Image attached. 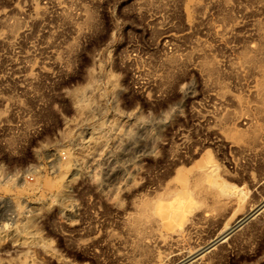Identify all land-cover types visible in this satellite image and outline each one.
I'll list each match as a JSON object with an SVG mask.
<instances>
[{
	"label": "rangeland",
	"instance_id": "1",
	"mask_svg": "<svg viewBox=\"0 0 264 264\" xmlns=\"http://www.w3.org/2000/svg\"><path fill=\"white\" fill-rule=\"evenodd\" d=\"M188 4L0 0V264H179L264 200V141L218 125L235 108L218 81L245 88L233 64L264 0ZM85 88L89 109L72 96ZM202 163L223 206L190 190L138 240L134 203L173 210L177 171ZM200 252L185 264H264V209Z\"/></svg>",
	"mask_w": 264,
	"mask_h": 264
},
{
	"label": "bare ground",
	"instance_id": "2",
	"mask_svg": "<svg viewBox=\"0 0 264 264\" xmlns=\"http://www.w3.org/2000/svg\"><path fill=\"white\" fill-rule=\"evenodd\" d=\"M198 1L189 0V3ZM190 4L187 5L188 10H191L192 5ZM188 15H191L190 11H188ZM257 36L259 38L258 43L240 49L233 64L236 70V79L239 81L244 80L246 82L245 88L232 96L228 93L224 81L220 79L218 81L220 97L225 100V98L230 96L231 99L233 98L232 101L235 105V108L227 109L229 111L225 110V113L218 118L220 133L225 140L227 139L226 141L229 140L235 145H247L258 140L264 141V28H257ZM203 65L210 72H213V66L209 61H204ZM86 90L87 88L76 90L72 94L82 109H89V106L94 101L92 98L87 97ZM205 167L207 165L203 163L196 165L194 169L190 170L189 176L183 173V169L177 171L175 180L181 184L182 190L178 191L175 187H168L167 189L168 193L171 192L174 198L176 197V203L172 206L173 210L155 209L154 198H145L134 203V213L127 219V226L132 233L136 234L138 240H141L149 231L154 232L155 215L161 217L166 226L171 221L169 216L177 215V220L180 219L183 214L182 207H179V205L186 204V202L190 204V190L200 194L202 201L210 200L214 208L219 209L223 206L220 194L222 195L226 186L218 185L212 179L209 171L204 172L202 170ZM163 206L167 205L164 204ZM263 209L264 200L256 208L249 210L244 216L238 218L229 228L219 233L217 237H214L213 240L203 247V250L200 249V251L202 250L201 252L198 250L200 254L218 245L220 241L232 233L236 226L242 223L244 218L254 217ZM198 253L194 256H187L179 264L189 262Z\"/></svg>",
	"mask_w": 264,
	"mask_h": 264
}]
</instances>
